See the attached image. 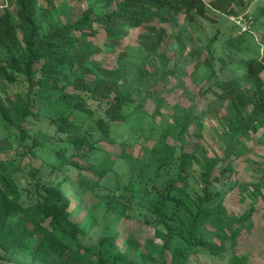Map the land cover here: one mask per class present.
Segmentation results:
<instances>
[{"label": "trees", "instance_id": "obj_1", "mask_svg": "<svg viewBox=\"0 0 264 264\" xmlns=\"http://www.w3.org/2000/svg\"><path fill=\"white\" fill-rule=\"evenodd\" d=\"M244 6L245 0H94L75 23L64 24L54 19L57 8L52 0H6V5L0 8V78L14 83L17 75H22L29 91L27 97L19 98L18 102L10 99L8 103L0 102V115L25 138V123L41 109L36 111L38 102L57 105L51 117L57 132L66 135L76 148L88 147V151H93L98 143L97 133L101 140L110 141L112 125L127 123L134 115L136 97L124 93L112 68L102 61L90 62L81 38L95 37L101 31L116 36L140 29L141 47L148 53H157L167 49L172 39H178L176 29L212 21L213 14L239 18ZM47 22L51 25L45 32ZM234 28V33L226 40L231 55L242 53L253 43L249 31L239 26ZM216 40V36L207 44L200 40V48L189 51L197 60V67L202 51L214 58ZM260 43L264 47V32ZM188 47L185 44L182 52ZM234 67L233 76L222 79L210 64L211 73L200 86L202 97L215 98L226 106L227 114L220 119L222 154L211 155L204 141L206 111L201 114L188 111L178 125L166 129V136L159 137L151 149L152 161L162 174L171 176L160 187L153 188L156 195L153 212L166 231L164 244L155 252L158 264H195L203 253L217 255L223 251L214 243L217 233L233 224L246 225L257 211V205L264 202L261 193L264 173L259 179L251 180L252 190L246 189L247 194L242 199L251 200L250 208L241 216H227L223 199L214 192L215 187L229 182L237 162L251 151L252 138L264 134V57H242ZM44 89L51 93L42 100ZM86 123L90 125L83 132ZM192 126L196 127L194 134L189 132ZM172 127H177L178 134L172 133ZM191 141L202 148L203 156L187 150L186 145ZM178 150L180 157L175 159ZM195 162L203 168L202 194L191 203L187 198V179ZM62 165L58 179L71 180L66 178L70 171L66 167L74 166L81 169L78 174L81 185L95 190L97 184L86 176L90 168L87 170L73 160ZM174 167L177 173L173 175L170 171ZM103 177L100 176V180ZM63 183L58 180L57 184L46 186L45 195L25 205L11 163L0 161V259L27 264L17 257L31 249L34 261L43 253L50 256L48 264H89L78 256V249L65 241L66 237L75 236L77 230L69 220L67 211L71 201ZM132 190L133 184L129 183L124 193ZM127 207L125 200L114 196L106 203L105 217L116 225ZM209 225L213 229L208 228ZM94 264L106 263L99 256Z\"/></svg>", "mask_w": 264, "mask_h": 264}, {"label": "rangeland", "instance_id": "obj_2", "mask_svg": "<svg viewBox=\"0 0 264 264\" xmlns=\"http://www.w3.org/2000/svg\"><path fill=\"white\" fill-rule=\"evenodd\" d=\"M52 1L57 8L54 19L64 24L75 23L94 2ZM5 5L6 0H0V8ZM211 18L212 21L204 20L176 29L178 39H172L167 49L157 53H148L141 47L140 29L116 36L101 31L95 37L80 39L90 62L102 61L112 68L124 93H132L136 97L134 115L127 123L112 125L110 141L101 140V135L97 133L95 139L98 143L93 151H88V147L76 148L66 135L57 132L51 118L58 109L57 105L38 102L36 111L41 109L25 123V138L0 115V161L11 163L23 203H35L41 195H45L46 186L57 184L58 180L64 181L63 189L68 192L71 201L67 211L69 220L77 230L75 236L66 237L65 241L78 249V256L89 264L98 261L99 256L106 264H158L154 259L155 252L164 244L166 231L158 224L153 212L156 202L153 188L160 187L171 176L162 174L152 161L151 149L159 137L166 136V129L178 125L188 111L195 114L206 111L204 141L211 149V155L222 154L220 119L227 114L226 106L215 98L202 97L200 86L211 73L210 64L214 65L220 78L230 79L235 72L234 66L240 63L242 57H264V47L260 43L264 32V0H245L239 18L218 14L211 15ZM51 19L54 23L55 20ZM235 19L246 24L253 43L246 46L242 53L231 55L226 40L234 33V27L239 26ZM50 25L49 22L45 24V32L50 30ZM215 36L214 58L202 51L197 67V60L190 56L189 51L199 49L200 40L207 44ZM185 44L189 47L182 52ZM67 90L72 89L69 86ZM28 91L29 85L22 75H17L14 83L0 78V102L8 103L9 99L18 102L19 98L27 97ZM43 93L40 96L42 100L51 91L44 89ZM89 125L85 124L83 132ZM171 129L172 133L178 134L177 127ZM195 131V126L189 130L190 134ZM250 147L251 151L237 162L229 182L214 188V192L223 199L222 206L227 216H241L250 208L251 200L244 202L242 198L247 194L246 189L252 190L251 180L259 179L264 173V134L254 136ZM186 148L198 157L203 156L202 148L194 141ZM82 155L84 157L79 158ZM179 157L178 150L175 159ZM70 160L91 169H87L86 176L97 184L95 190L81 185L78 178L81 169L74 166L66 167L70 169L66 178L71 180L58 179L64 167L62 164ZM202 171L198 162L189 169L187 198L191 203L199 200L202 194ZM170 173L174 175L177 169L174 167ZM100 176L104 177L100 180ZM129 183L133 184V190L124 193ZM261 193L264 195V189ZM114 196L125 200L128 206L116 225L112 219L105 217L106 203L111 202ZM208 228L213 229V226ZM70 229H73L72 225ZM214 243L223 251L215 256L203 253L195 264H264V202L257 205L250 222L241 227L233 224L220 230ZM30 250L17 260L27 264L50 262V256L43 253L34 261Z\"/></svg>", "mask_w": 264, "mask_h": 264}, {"label": "built area", "instance_id": "obj_3", "mask_svg": "<svg viewBox=\"0 0 264 264\" xmlns=\"http://www.w3.org/2000/svg\"><path fill=\"white\" fill-rule=\"evenodd\" d=\"M235 21L237 22V24L239 25V27L242 28L243 31H248V27L246 26L245 23H241L240 20L238 21L237 19H235Z\"/></svg>", "mask_w": 264, "mask_h": 264}, {"label": "water", "instance_id": "obj_4", "mask_svg": "<svg viewBox=\"0 0 264 264\" xmlns=\"http://www.w3.org/2000/svg\"><path fill=\"white\" fill-rule=\"evenodd\" d=\"M0 264H19V263L10 262V261H7V260L0 259Z\"/></svg>", "mask_w": 264, "mask_h": 264}]
</instances>
